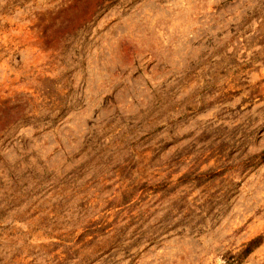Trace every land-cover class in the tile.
<instances>
[{"label":"rangeland","instance_id":"obj_1","mask_svg":"<svg viewBox=\"0 0 264 264\" xmlns=\"http://www.w3.org/2000/svg\"><path fill=\"white\" fill-rule=\"evenodd\" d=\"M263 149L264 0H0V264H221Z\"/></svg>","mask_w":264,"mask_h":264},{"label":"trees","instance_id":"obj_2","mask_svg":"<svg viewBox=\"0 0 264 264\" xmlns=\"http://www.w3.org/2000/svg\"><path fill=\"white\" fill-rule=\"evenodd\" d=\"M262 161H264V149L256 154L247 157L242 162V164L243 167L248 165L255 166L256 164H259ZM221 173H222L221 171H217V172L209 171V172L199 173L193 177L189 175V173H185L181 177H179L178 185L190 182V180L192 179H197L198 183H202L204 181L219 176ZM99 231H103V228H101ZM88 233H89L88 231H84L79 236L84 237L88 235ZM263 241H264V233H260L251 237L246 242L241 244V246L238 249L226 250L224 253L221 254V259H222L221 264H243V262L248 257V255L251 254L253 250H255L258 246H260Z\"/></svg>","mask_w":264,"mask_h":264}]
</instances>
